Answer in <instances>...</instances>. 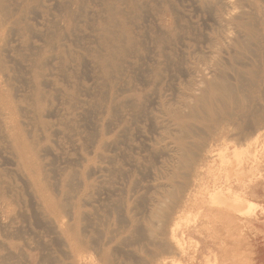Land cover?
Instances as JSON below:
<instances>
[{
	"label": "bare ground",
	"instance_id": "bare-ground-1",
	"mask_svg": "<svg viewBox=\"0 0 264 264\" xmlns=\"http://www.w3.org/2000/svg\"><path fill=\"white\" fill-rule=\"evenodd\" d=\"M55 1L59 6L58 11L60 14L53 16L51 23L47 24L46 14L48 6L45 4V0H0V264H75L71 258H77V246L87 241L86 232L90 231L88 227L93 228L94 216H91V212L87 210V207L94 203L93 200L97 193L96 187L99 186V184L97 186V181L100 180V182L102 181L105 184H114L119 189L127 187L123 181L128 178L127 175L130 172L116 158L115 153L120 149L121 143L126 145L124 147L127 148L128 146V148L132 149L131 146L129 147L130 144L127 145L129 143L127 139H131L129 126L137 127L143 123H149V125L152 123L154 126L153 130L157 134L154 138L155 144L170 140L169 144H175L178 147L176 154L180 157H174L178 160L179 169H188L185 178L180 184V192L190 190L188 188H190L191 184L190 180L187 179L193 167L190 161L193 152L187 147L190 144L188 139L192 138L193 135L199 136V130H203V125L211 132L210 137L213 140H227L228 138L225 134L231 131L235 141L240 142L241 140L239 139H242V137H244V141H246V138L251 139L248 138L250 136L255 139L258 136V131L263 127L264 110L260 114L257 113V111L261 110L260 108L256 111L257 115L255 113L254 118H249L250 116L240 118V116H246L248 113V107L242 101L243 97L249 98L248 96H250L247 93L244 94V92L241 98L240 92L242 93V90L248 85V78L244 76L245 73L252 72V69L250 70L246 66L255 63V61L258 62L256 58L262 56L264 52V0H254L256 9H251V12L250 10H245L242 6L240 8L233 4L230 5L228 0H195L198 5L209 13L214 22V28L211 34H208L204 39L205 49H207L208 53L198 50L195 51L193 56L190 51H184L186 47L189 46L190 48V45L180 33L177 34L175 32L176 35H174L175 33L172 30L161 31L160 25L162 23L170 24L171 15L175 12L172 0H98L96 4L98 8L93 13L87 12L86 6L90 2L96 3V0H83V2L81 0ZM76 3H78V8L74 7ZM56 9L58 8L56 7ZM147 15L150 20L146 19ZM33 18L35 19L34 24L31 21ZM36 23L42 25V27L37 28ZM41 34H43V38H39L43 40L44 44L37 45L33 41V37ZM177 42H183L182 49L184 50H177ZM229 49H232V51H229ZM224 53L228 54V58L224 56ZM223 57L228 59L229 62L223 63ZM241 60L243 62H240ZM238 63H244L245 68L243 66L244 69L239 68ZM209 75H211V78L207 79ZM172 77L174 80L179 79L180 81L178 83L176 81L177 85H171L173 88L170 86L169 90L171 89L172 91L167 94L161 88L164 87L168 80H173ZM233 78L237 79V82H233ZM88 79L91 81H88ZM252 81L250 82L253 84L254 82ZM168 95H174L172 100L168 98ZM247 118L249 119L247 120ZM193 119L198 122H194ZM138 131L142 130L138 129ZM251 131H253L252 134L255 131L257 134L251 135ZM231 138L233 139V137ZM257 139L254 141L258 142L260 138L257 137ZM66 144L70 145L68 150L73 151L74 154L67 158L62 157L63 166L54 169L55 157L56 159L59 157L55 152V145L62 148L64 146L67 150ZM169 144L168 146H170ZM246 145L248 144L246 143ZM236 146H238L237 143ZM250 146H247V149L252 148ZM134 148L136 147L134 146L133 150ZM141 149L143 150V148ZM220 151L218 152L220 153ZM259 151L250 153V155L255 158H253L255 161L259 160L260 163L262 160L259 159ZM210 152L213 151L210 150ZM246 152L248 151L246 150ZM160 153L158 151L156 154ZM221 153L224 154V152ZM236 153L237 155L234 157L238 160V164L235 160L237 169L241 166V170L238 169L237 175L239 173L242 178H245L248 175V171L250 170L251 172L253 170L250 168L245 172L247 166L242 167L244 165L243 158L247 157L248 154L240 153L242 155L246 154L242 158V165L240 164L241 157H238V151ZM49 155L54 156V161L48 159ZM228 157L231 156L229 155ZM250 157H247V159L250 160ZM223 158L226 161L225 158L227 157H222V160ZM170 159L172 161V158ZM137 160L139 161L140 159L137 158ZM5 162H8L10 167L2 168L1 165L3 163L7 164ZM225 163L223 162L224 165H229ZM213 164L211 165L213 166ZM224 165H221V167L224 168ZM212 166L211 168H213ZM221 167L220 170L222 169ZM211 168L210 170H214L215 167ZM225 169L222 170L230 175V170L228 169L227 171ZM243 169H245L244 172ZM49 170L57 176H54L56 179L54 185L48 180ZM173 170L175 171V169ZM241 171L245 174H243L244 176H242ZM260 171L257 172L259 173ZM255 172L253 173L255 174ZM164 174L166 175V173ZM164 174L163 176H165ZM210 174H212L211 171ZM227 174L226 176L220 175L221 177L224 176L222 180L229 179ZM254 174H252V177ZM213 176V180L217 178L216 171L215 174L213 172ZM240 176L239 179L241 178ZM106 177H109V179ZM235 177L238 181V176ZM255 178L257 177L255 176ZM218 179L220 180L219 177ZM218 179L215 180L217 181ZM240 180L243 182V189L240 186H236L242 191L240 190L239 192L235 186L227 184L226 189L229 191L227 193L229 195L223 194L225 199L222 198V200L219 199L220 197L217 194L221 196V192L224 191V185H217L215 181L213 187L219 189V193L214 189L216 190V195L214 191V195H211L212 198H209L210 200L206 199L205 201L202 199V202H200L203 205L207 202L208 204L204 205L206 208L210 204V208L216 209L217 207L215 208L214 205L223 204L222 208H217L214 211L212 210L213 208L208 209V207L205 209L202 208L203 205L200 204L202 207H199V203L196 204L198 206L196 209H201L200 211H203L201 214H204L201 215L200 211L197 212L196 210L194 216L199 213L198 215L201 217L204 215L209 219L205 221L209 225L211 223L213 225L220 224L218 225L219 227L214 225L219 228H217V233L220 234V237H223L224 231L228 229V226H226L225 228L227 229L225 230V223L227 225L232 220L231 222L235 224V221L239 220L240 227H237L236 224H231V229L236 226L234 228L240 230L242 227L241 220L245 223L248 222V220L243 219L245 214L239 205L247 203L253 206L249 196L259 186L256 182L252 183L253 178H250L249 181L247 180L248 182L246 180L243 181V179ZM224 184L226 185V182ZM200 185L202 186V184ZM155 186L157 187L158 185L156 184ZM104 187L107 188V186ZM158 187L156 188L157 191ZM209 187L208 189H210ZM103 188H100V190ZM106 188L104 189L106 190ZM172 188L174 189V187ZM208 189L206 190L208 191ZM231 190L235 192H230ZM207 191L205 192L207 193ZM209 193H211V190ZM26 196H29V199H32L30 201L38 207V213L33 214L32 218L22 211L24 207L22 203L26 202ZM207 200L210 202L215 200L216 202H212V206ZM147 203L149 205V202ZM175 207L178 208L180 205L178 207L175 205ZM207 212L209 214L212 212L215 216H218L219 213L221 219L224 216L226 220H230H227L229 222L223 220L222 225L217 222L218 219L216 217V222L212 221L211 218H215L213 215L209 216ZM177 214L180 215L181 213ZM155 216L156 213L154 218ZM20 217L22 222L19 221ZM174 218L176 216H173L172 219ZM159 220H156L158 222L157 225H160ZM210 221L211 223H209ZM239 221L236 223L239 224ZM161 224L163 225V221ZM222 226L224 228H221L223 233L220 231ZM170 227H173V225L171 224ZM244 227L241 229H244ZM148 229L150 231L149 234L154 236V229H151V227ZM208 229L211 232L212 227ZM231 229L229 228L230 231L234 230ZM171 230L175 229L172 228ZM227 231L225 232L226 234ZM230 231H228V234H231L232 238L235 234L240 233L242 235L246 233H243V230L236 233V230H234L233 235ZM241 231L243 232L241 233ZM171 232L169 231V234ZM31 234L32 236H30ZM163 234H166V232L164 231ZM228 234L226 237L229 236ZM170 235L172 239V235L175 236L173 232ZM236 236L238 237V235ZM212 237L217 238L215 235ZM241 237L245 238L246 236ZM236 238L233 239L236 241L238 239ZM149 239L151 240V238ZM228 239L231 240V236ZM246 239L244 241L240 239L234 243L239 245L240 241L241 244L246 242L249 239V235L248 239ZM93 240L97 239L94 238ZM93 242L95 243V241ZM125 242L124 244H126ZM172 242L174 241L171 240L169 244H174L173 247L177 248L178 245L175 246L177 241L175 243ZM182 243L181 241L180 246ZM241 244L238 248H242V251L238 248L236 250L238 252L239 250L241 252L246 251L247 249L243 250V247L246 248L247 242L243 247H240ZM184 245L182 250L179 248L181 250L179 255L185 254L183 251ZM226 245H224L226 248L223 245L222 248L227 250L233 244ZM234 246L236 245L234 244ZM119 247L122 248V246ZM235 248H230L232 250H230L229 254L228 249L226 256H222L227 259V263L232 259L234 263L231 261L230 264H236L235 262L241 264L239 261L242 258L239 257V260L237 255L240 252L237 254L234 252L238 260L236 258L234 260L235 254L231 253ZM225 249H223L224 252H226ZM127 250L130 251L131 249ZM166 250L168 251V249ZM176 251L178 252V249ZM250 252L248 251V255H254V252ZM130 253H128L129 256L132 254ZM150 253L149 255H151ZM113 254L115 253L113 252ZM155 255L158 254L154 253ZM227 255L230 258L229 260ZM244 255V253L243 255L242 253L239 254L242 257ZM248 255L246 253L247 257ZM246 256L244 259L247 258ZM138 257L140 256L138 255ZM138 257L136 259H139ZM224 259L220 261L223 263ZM251 259L252 257L249 256L248 259H245V261L249 262L243 263L252 264L253 261ZM208 260V264H214L213 262H215L214 260L213 262ZM137 261L136 264L139 262ZM216 262L215 264H217Z\"/></svg>",
	"mask_w": 264,
	"mask_h": 264
},
{
	"label": "rangeland",
	"instance_id": "rangeland-1",
	"mask_svg": "<svg viewBox=\"0 0 264 264\" xmlns=\"http://www.w3.org/2000/svg\"><path fill=\"white\" fill-rule=\"evenodd\" d=\"M98 0H96V3H94V2H90L89 4H87V6H86V10H87V12H90V13H93L94 11H95V9L96 8H98L97 7V2ZM229 2H230V5H236V6H238V7H240L241 8V6H242V8H244L245 10H250V12H251V9L253 10V8L254 9H256V4H255V2H254V0H228ZM56 1L55 0H45V4L48 6V10H47V14H46V18H47V20H48V23L47 24H50L51 23V21H52V18H54L58 13H59V6L55 3ZM81 2H83V0H81ZM172 2H173V7H174V10H175V12H174V14L173 15H171V21H170V24H166V23H162L160 26H161V31L162 32H164L165 30H172L174 33L176 32L177 34L178 33H180V35L181 36H183L184 38H185V40L186 41H188L189 42V45H190V48H189V46L188 47H186L185 49L186 50H184V49H182L183 48V46H182V44H183V42L181 43H179V42H177L176 43V48H177V50L178 51H182V50H184V51H190V53H191V55L193 56L194 55V53H195V51H198V50H200V52H205V53H208L207 52V49H205L206 47H205V45H204V39H205V37L208 35V34H211V32H212V29L214 28V22L212 21V19H211V16L209 15V13H207L200 5H198V3H196L195 2V0H172ZM235 2V3H234ZM237 2V3H236ZM57 5H55V4ZM79 3V2H78ZM78 3H76V4H74V7L75 8H78ZM262 4V3H261ZM263 5V4H262ZM53 6H55V7H53ZM56 7L58 8V9H56ZM251 7V8H250ZM53 14H52V13ZM60 14V13H59ZM54 16V17H53ZM258 17V16H257ZM146 19L147 20H150V18L148 17V15L146 16ZM259 19V18H258ZM32 22H33V24H34V22H35V19L33 18V20H31ZM178 23V24H177ZM36 27L37 28H40V27H42V25H38L37 23H36ZM44 28V27H43ZM158 29H160V28H158ZM208 31V32H207ZM173 33V34H174ZM176 33L174 34V35H176ZM194 34V35H193ZM39 37H41V38H43V34H41V35H39V36H35V37H33V41L35 42V43H37V45L38 44H44V42H43V40L41 39V38H39ZM232 49H234V48H232ZM232 49H229V51H232ZM204 50V51H203ZM224 56L226 57V58H228V54L227 53H224ZM225 57H223V63H227V61H228V59H226ZM192 58V57H191ZM193 59V58H192ZM256 60H258V62L257 61H255V63H252L251 65H247L246 67L247 68H249L250 70L252 69V72H250V73H245V77H247L248 79H247V83H248V85H246L245 86V89H243L242 90V93L240 92V97L242 98L243 96H241L244 92V94H246L247 93V95H250V96H248L249 98H245V97H243V102L244 103H246V105H247V107H248V113H247V115L248 114H250V115H246V116H240V118L242 119L243 117L244 118H246V117H249V118H254V116H255V113H256V111L257 110H259V108L261 109V110H259V111H257V113L258 114H260L263 110H264V99H262V98H264V52H263V55L262 56H260L259 58L257 57L256 58ZM229 62V61H228ZM240 62H243L242 60L240 61ZM239 62V63H240ZM259 62H261V63H259ZM238 63V64H239ZM259 63V64H258ZM236 64V63H235ZM243 64V65H242ZM242 64H239L238 66H239V68H243L244 66H245V64L244 63H242ZM258 64V65H257ZM262 64V65H261ZM241 65V66H240ZM257 65V66H256ZM243 66V67H242ZM260 66V67H259ZM245 68V67H244ZM243 68V69H244ZM254 69V70H253ZM257 71H256V70ZM253 71H255V72H253ZM231 72H232V70H231ZM257 72V73H256ZM256 74V75H255ZM205 76H208V75H205ZM244 76H242V77H244ZM211 78V75H209V78H207V79H210ZM172 79L173 80H168L165 84H164V87H162L161 89H162V91L163 92H166L167 94H170V92L172 91L171 89L169 90V88H170V86L171 85H177V83L180 81L179 79H177V80H174V78L172 77ZM245 79V78H244ZM234 80V81H233ZM237 79H232V81L233 82H237L236 81ZM246 80V79H245ZM253 80V81H252ZM88 81H91V80H89L88 79ZM176 81H177V83H176ZM250 81H252V82H254L253 84L250 82ZM170 82V83H169ZM168 83H169V85H168ZM252 86V87H251ZM172 87V86H171ZM257 87V88H256ZM173 88V87H172ZM263 90V91H262ZM263 95V96H262ZM174 96V95H173ZM173 96H171V95H168V98L169 99H171L172 100V98H173ZM257 98V99H256ZM251 106V107H250ZM258 108V109H257ZM254 112V113H253ZM257 113H256V115H257ZM241 115V114H240ZM239 118V119H240ZM249 118H247V120L249 119ZM194 120V122H198L196 119H193ZM196 120V121H195ZM151 123V122H150ZM202 123H203V121H202ZM152 124V123H151ZM150 124V125H151ZM204 124V123H203ZM150 125H149V123H143V124H141V126H129L130 127V130H131V139H127V141L129 142L127 145H129V147L131 146L132 147V149H130V148H128V146H127V148L126 147H124V145L125 144H120V149H118L117 151H116V155L115 156H117L116 158H118L120 161H121V163H122V165L126 168V169H128L129 170V172H130V174H128L127 175V179L125 180V181H123V183H125V185H127V187L125 186H123L124 188L122 189H119V188H117V186H115L114 184H105V183H102V181L100 182V180H98L97 181V186H98V184H99V186L98 187H96L99 191H103V192H99L97 189H96V191H97V193L95 194V197H94V200H93V204L90 206H88L87 207V210H89L90 212H91V216H94V222H93V224H92V226H93V228L92 227H88L89 229L88 230H90V231H87L86 232V236H87V241L85 242V243H80L78 246H77V258L76 259H73V258H71V260H74V263L75 264H116V263H118V264H136V261L138 262L137 264H177V263H181L182 262V264H208V262H207V260H208V258H209V262H213V260L218 264H230V262L232 261V259L231 260H229L230 258L228 257V255H227V258H228V260H229V263H227V259H226V262H225V259L223 258V256L225 257L226 256V253H227V251H228V249H229V251H228V254H229V252H230V250H232V249H230V248H235L236 246V248L231 252L233 255L235 254L234 252H236V254L237 253H242V255H243V253L245 254L244 255V257L246 256V253H247V255L249 254L248 253V251L250 252H254L253 254L254 255H248V257L247 258H245V259H248L249 258V256L250 257H252V264H264V205H263V203H264V156H263V154H264V122H263V127H261V129L258 131L259 133L257 134L256 133V131L253 133L254 135H258L257 137H259L260 139H259V141L258 142H255L256 140H258L257 139V137L254 139L253 138V136L251 137H248V138H253L252 140L251 139H247L246 138V141H244L245 139H244V137H242V139H239V140H241V142L240 141H235V139H234V136H233V132H228L227 134H225V135H227V140H217V139H211V137H210V131L207 129V127L206 126H202L203 127V130H199V136H197V135H193V137L192 138H190V139H188V141L190 142V144L189 145H187V147L193 152V155H192V157H191V159H190V161L192 162V165H193V167H192V169L190 170V173L191 174H189L188 176V179L187 180H190V188H188V189H190V190H186V191H184V192H180L179 191V188H180V184H181V182L183 181V179L185 178V175L187 174V171H188V169L186 170V169H179V164H178V160H177V158H175V157H180L178 154H176L177 153V149H178V147L177 146H175V144H169L170 143V140H165V141H163V142H159V143H156L155 144V140H154V138L157 136V134L154 132V130H153V124L151 125V127H152V129H151V127H150ZM263 128V129H262ZM138 129H141L142 131H138ZM151 132H150V131ZM205 130V131H204ZM203 131V132H202ZM138 132H141V133H138ZM252 132L253 131H251V135H253L252 134ZM136 133H137V135H136ZM141 134V135H140ZM153 134V135H152ZM156 134V135H155ZM146 135V136H145ZM260 135V136H259ZM137 136H138V138H137ZM147 137V138H146ZM231 137H233V139L231 138ZM255 137V136H254ZM133 139V140H132ZM234 140V141H232V140ZM255 140V141H254ZM143 143H142V142ZM146 141V142H145ZM192 141V142H191ZM244 141V142H243ZM251 141H252V143H251ZM146 143H147V145H146ZM236 143L238 144V146H236ZM245 143V144H244ZM246 143L248 144V145H246ZM252 145H251V144ZM257 143V144H256ZM144 144V145H143ZM149 144H150V146H149ZM168 144L170 145V146H168ZM164 145V146H163ZM196 145V146H195ZM223 145V147H221ZM241 145V146H240ZM251 145V146H250ZM254 145H256V146H254ZM66 146H67V150L64 148V146H63V148L62 147H59V146H57V145H55V148H56V153L59 155V157H57V159H56V157H55V161H54V156L53 155H49L48 156V159L50 160V161H54V169H57V168H59V167H61V166H63V158H67V157H70V156H73L72 154H74L73 153V151H70V150H68V148H69V144H66ZM126 146V145H125ZM136 147V148H134V150H133V147ZM143 146V147H142ZM146 146V147H145ZM149 146V147H148ZM228 146V147H227ZM247 146H250V147H252V148H250V147H248V148H250V149H247ZM260 146V147H259ZM138 147V148H137ZM145 147V148H144ZM173 148V150H172V148ZM174 147H175V149H174ZM209 147V149H207ZM235 147V148H234ZM237 147H238V149H237ZM245 147V148H244ZM255 147H256V149H255ZM258 147H259V149H258ZM141 148H143V150L141 149ZM170 148V149H169ZM243 148V149H242ZM125 149V150H124ZM162 149V150H161ZM167 149V150H166ZM238 151V157H241L240 158V164H242L241 163V161H242V158L246 155V154H244V153H247L248 155H247V157H250V160L249 159H247V157L245 156L244 158H243V168L245 167V166H247L246 168H247V170L245 171V172H247L250 168H251V172H250V170L248 171V175H249V177L252 179L253 178V181H252V183H255L256 182V184H258V188H255V191H254V193H252V195H250L249 197V199L253 202V206H250V205H248L247 203H241V205H239V207H240V209H243V211H244V214H245V216L247 217H243V219H245V220H248V222H243V220H241V228H243V226H245L244 227V229H241L240 228V230H243V231H241V233L243 232V233H245V234H235V235H238V239L235 237V235H234V230H236V233H237V231H239L240 232V230H238V229H236V228H234V227H236V226H234L235 224L237 225V227L240 225V221L239 220H237V221H239V224H237L236 222L237 221H235V224L234 223H232L231 221L229 222V221H227V220H230V219H227L226 220V218L223 216V218L221 219V217H219V213H218V216L216 215H213V211L211 212V214H209V212H207L208 213V215L210 216V215H213V217L215 218V219H213V218H211L212 219V221H215L216 222V220H217V222H219V223H223V220H226V222H229V224L227 223V225H225L224 224V228L226 227V226H228L227 228H225V230L227 229L228 231H230L229 230V228L231 229V227H232V225L231 224H234L233 226V228L232 229H234L233 231H230V232H232V234L234 235V239L236 238L237 240H242V241H244V239H248V235H249V239L246 241L247 242V244H246V242H242V244H241V241L239 242L240 244H241V246L240 247H243V246H245V244L247 245L246 246V248L245 247H243V250H246V251H243V252H241L242 250V248H238L239 247V245H237V243H234V242H237V240L235 241L233 238H232V235L231 234H228V231H227V234L229 235V236H231V240H229L228 239V237H226L227 236V234L225 233L226 231H224V233L221 231V228H223V226L222 227H220V231L223 233V237H220V234L219 233H217V231H218V225H220V224H214V225H216V226H218L217 228H216V226H214L212 223H211V221L209 222V223H211L210 225L208 224V223H206L205 221H206V219H208L206 216H200V215H198L199 213H197V216L195 217L194 216V214L196 213V208H198V206L200 207L201 205H203L202 203H200V202H202L201 200L203 199V200H205L206 201V199H209L210 197L212 198V196L211 195H216V190H217V192H218V190L219 189H216V188H214L213 187V184H214V182L216 181L215 179H218V177L220 178V180L218 179L217 181H218V183H216L215 182V184H217V185H219V184H221V185H224L223 187V192H225V193H223V192H221V196H220V194H217L220 198V200H222V198L223 199H225V197L223 196V194L224 195H229V194H227V193H229V191L226 189L227 187V184H229V185H233V186H235L236 187V189L237 190H239V186H240V188H242L243 187V182H242V180H240V179H243V181H245L246 180V182H248L249 181V177H248V175H246L247 177H245V178H242L240 175H239V173H238V175H237V172H239V170H241V166L240 167H238V169H237V165H236V161H237V164H238V160L236 159V157H234L235 155H237V151ZM240 149V150H239ZM262 149H263V151H262ZM121 150H123L122 151V153H121ZM164 150H165V152H164ZM210 150H212L213 152H215L214 154H213V152H210ZM220 150H222V151H220ZM224 150H226V151H224ZM235 150V154L233 153V151ZM246 150L249 152H246ZM259 150H261V151H259ZM124 151H126V152H124ZM136 151V152H135ZM158 151H159V153L160 154H156V153H158ZM175 151V152H174ZM218 151H220V153L218 152ZM256 151H259L258 153L261 155V157L263 158H261L260 157V155H259V159L260 160H262V161H260V163H259V160L258 161H255L254 159V157L252 156V155H250V153H254V152H256ZM69 152V153H68ZM117 152H118V154H117ZM152 152H154V154H152ZM156 152V153H155ZM217 152H218V155H217ZM221 152H224V154H222ZM242 152H244L243 154L244 155H242V154H240V153H242ZM261 152V153H260ZM60 153H62V154H60ZM167 155H166V154ZM196 153H198V154H196ZM170 154V155H169ZM60 155H61V159H60ZM118 155H119V157H118ZM153 155V156H152ZM154 155H156L155 157H154ZM158 155H160V156H158ZM177 155V156H176ZM231 156V157H228V156ZM232 155H233V157H232ZM241 155V156H240ZM145 156V157H144ZM158 156V157H157ZM166 156H168V157H166ZM172 156V157H171ZM175 156V157H174ZM63 157V158H62ZM144 157V158H143ZM149 157V158H148ZM157 157V158H156ZM222 157H227V158H225L226 159V161H224V158H223V160H222ZM237 157V158H238ZM52 158V159H51ZM137 158H139L140 160L138 161L137 160ZM170 158H172V161H171V159ZM232 158H234V159H232ZM254 158V159H253ZM149 159V160H148ZM159 161H158V160ZM177 161H176V160ZM227 159H228V162H227ZM231 159V160H230ZM239 159V158H238ZM134 160V161H133ZM158 162H157V161ZM236 160V161H235ZM247 160V161H246ZM214 161H215V163H214ZM217 161V162H216ZM225 163H228L229 165H227L226 163V165H224L223 164V162ZM123 162H126V163H123ZM171 162V163H170ZM177 162V163H176ZM214 164H213V163ZM234 162V163H233ZM247 162V163H246ZM253 162H254V164H253ZM2 163V162H1ZM5 163H7V164H2L1 165V167L2 168H4V167H10V165L8 164V162H5ZM62 163V164H61ZM128 163V164H127ZM173 163H174V165H173ZM221 164L222 166L224 165V168L223 167H221V165L219 166V165H217V164ZM230 163H232V164H230ZM256 163V164H255ZM59 164H61V165H59ZM131 164V165H130ZM154 164V165H153ZM172 164V165H171ZM211 164H213V166L211 165ZM248 164V165H247ZM251 166H250V165ZM257 164H259V165H257ZM170 165V166H169ZM215 165H217V166H215ZM232 165V166H231ZM234 165V166H233ZM257 165V166H256ZM262 165V166H261ZM164 166V167H163ZM211 166L214 168V170H210V168H211ZM236 166V167H235ZM239 166V165H238ZM252 166H253V168H252ZM151 167V168H150ZM171 167V168H170ZM205 167V168H204ZM220 167L224 170L225 169V167H226V169L225 170H227L228 171V169L230 170V175H228L227 174V172L226 171H223L222 169L220 170ZM256 167V168H255ZM49 168V167H48ZM169 168H170V170H169ZM203 168V169H202ZM213 168H211V169H213ZM233 169V171H231L232 169ZM236 170H235V169ZM245 168V169H246ZM260 168V169H259ZM50 169V168H49ZM173 169H175V171L173 170ZM201 169V170H200ZM216 169V170H215ZM245 169H243V172H244V170ZM255 169V170H254ZM257 169V170H256ZM259 169V170H258ZM263 171H262V170ZM144 170V171H143ZM238 170V171H237ZM261 170V171H260ZM169 171V173L171 174H169V173H167ZM172 171V172H171ZM210 171L212 172V174H210ZM215 171H216V176H217V178H214V180H213V172H214V174H215ZM221 171H223V172H221ZM236 171V172H235ZM254 171H260L259 173L257 172V174H256V172H255V174L253 173ZM133 172V173H132ZM142 172V173H141ZM151 172H153L152 174H151ZM242 171H241V173H242V176H244L245 174L243 173ZM49 182L50 183H52L53 185L55 184L54 183V181H56V179L54 178V176H55V173L54 172H51L50 170H49ZM164 173H166V175L164 174ZM223 174L224 176H226V174H227V177L229 176V182H228V180L226 179L225 181L224 180H222V179H224L223 177L224 176H220L221 174ZM225 173V174H224ZM240 173V174H241ZM260 173H263V174H260ZM163 174L165 175V176H163ZM244 174V175H243ZM247 174V173H246ZM252 174H254L253 175V177H252ZM260 174V175H259ZM53 175V176H52ZM184 175V176H183ZM234 175V176H233ZM259 175V176H258ZM158 176V177H157ZM215 176V177H216ZM235 176H238L237 178H238V181L236 180V177ZM239 176L241 177L240 179H239ZM255 176L257 177V178H255ZM55 177H57V176H55ZM96 177V176H95ZM137 177V178H136ZM146 177V178H145ZM161 177V178H160ZM106 178H108L109 179V177H106ZM130 178V179H129ZM145 178V179H144ZM249 178V179H248ZM262 178V179H261ZM115 179H117L116 177H115ZM141 179V180H140ZM151 179V180H150ZM234 179V180H233ZM124 180V179H123ZM138 180V181H137ZM165 180V181H164ZM193 182H192V181ZM200 182H199V181ZM206 180V181H205ZM248 180V181H247ZM262 180V181H261ZM119 181V180H118ZM127 181V182H126ZM135 181V182H134ZM151 181V182H150ZM213 181V182H212ZM237 183H236V182ZM20 182V181H19ZM137 182V184H135ZM139 182V183H138ZM161 182H162V184H161ZM206 182V183H205ZM207 182H209V183H207ZM226 182V185L224 184ZM21 183V182H20ZM101 183V184H100ZM134 183V184H133ZM147 183V184H146ZM158 183H160V184H158ZM204 183V184H203ZM231 183V184H230ZM251 183V182H250ZM261 183V184H260ZM263 183V184H262ZM19 184V183H18ZM104 184V185H103ZM158 185L157 187H158V191H157V187L155 186V185ZM200 184H202V186L200 185ZM207 184V186H205ZM100 185H101V187H100ZM107 186V188L106 187H104V188H106V190L103 188V186ZM137 185V186H136ZM167 185V186H166ZM203 185H204V187H203ZM238 187H237V186ZM109 186H111V187H109ZM134 186V187H133ZM141 186H143V187H141ZM149 186H150V189H149ZM156 187V188H154V187ZM161 186H162V188H161ZM163 186H164V188H163ZM210 186V187H209ZM172 187H174V189L172 188ZM203 187V188H202ZM207 187V188H206ZM208 187L210 188V189H208ZM211 187H213V189H211ZM235 187H233L234 189H235ZM51 188H54V187H51ZM100 188H103V189H101L100 190ZM110 188V189H109ZM114 188H116V189H114ZM141 188V189H140ZM152 188V189H151ZM118 189V190H117ZM161 189V190H160ZM206 189H208V191L206 190ZM214 189H216V190H214ZM243 189V188H242ZM242 189H240L241 191H242ZM113 190V191H112ZM114 190H116L115 191V193H113L114 192ZM123 190V191H122ZM124 190H126V191H124ZM132 190V191H131ZM151 190V191H150ZM204 190V191H203ZM211 190V193H209V191ZM228 192H227V191ZM240 190H239V192H240ZM164 191V192H163ZM205 191H207V193L205 192ZM215 191V193L213 194V192ZM123 192V193H122ZM145 192H148V193H145ZM230 192H235L234 190L232 191H230ZM103 193V194H102ZM107 193V194H106ZM113 193V194H112ZM119 193V194H118ZM145 193V194H144ZM199 193H201V194H199ZM219 193V192H218ZM99 194H102V195H99ZM108 194H110V195H108ZM133 196H132V195ZM203 194V195H202ZM260 194V195H259ZM136 195V196H135ZM145 195V196H144ZM151 195H152V197H151ZM128 196V197H127ZM140 196H142L141 198H140ZM144 196V197H143ZM147 196H149L148 198H147ZM195 196V197H194ZM218 196H217V198H218ZM105 197V198H104ZM107 197H109V198H107ZM111 197V198H110ZM127 197V198H126ZM137 197V198H136ZM156 198V201H155V198ZM189 197V198H188ZM204 197V198H203ZM214 197H216V196H214ZM30 197L29 196H26V205H25V203H22V206H24L23 208H22V211H23V213L24 214H26L28 217H30V218H32V215L33 214H37L38 213V207H37V205L36 204H33L31 201H32V199H29ZM107 198V199H106ZM137 200H136V199ZM143 198V199H142ZM146 198V199H145ZM150 198V199H149ZM167 198V199H166ZM210 198V199H211ZM28 199H29V201H28ZM114 199V200H113ZM141 199V200H140ZM148 199V200H147ZM152 199V200H151ZM164 199V200H163ZM209 199V200H210ZM215 199V198H214ZM31 200V201H30ZM97 200V201H96ZM117 200H119V201H117ZM135 200V201H134ZM140 200V201H139ZM196 200V202L194 203V201ZM209 200H207V201H209ZM213 200V199H212ZM211 200V201H212ZM216 200V199H215ZM212 201V202H216V201ZM110 201V202H109ZM115 201V202H114ZM198 201V202H197ZM102 202V203H101ZM121 202H122V205H121ZM141 202V203H140ZM147 202H149V205H147L148 203ZM183 202H185V203H183ZM210 202V201H209ZM212 202H210L211 203V205H212ZM109 203V204H108ZM115 205H114V204ZM124 203V204H123ZM147 203V204H146ZM194 203V204H193ZM197 203H199L198 204V206L196 205ZM203 203H204V201H203ZM207 203V202H206ZM205 203V204H206ZM111 204V205H110ZM118 204H119V206H118ZM135 204V205H134ZM141 204V205H140ZM201 204V205H200ZM204 204V205H205ZM208 204V203H207ZM36 205V206H35ZM106 205V206H105ZM108 205V206H107ZM125 205V206H124ZM145 205V206H144ZM175 205L178 207L179 205H180V207H178V208H176L175 207ZM203 205V207L202 208H205V209H207L208 207V209H211V208H213V207H211L210 208V204H209V206H207V208H206V206H204ZM217 205V204H216ZM214 205V207L216 208H222V206H223V204H221V205ZM248 205V206H247ZM262 205V206H261ZM121 206H123V207H121ZM148 206V207H147ZM213 206V205H212ZM218 206H220V207H218ZM116 207V208H115ZM119 207V208H118ZM151 207V208H150ZM185 207V208H184ZM248 207V208H247ZM260 207V208H259ZM263 207V208H262ZM36 208V209H35ZM96 208V209H95ZM122 208V209H121ZM134 208V209H133ZM150 208V209H149ZM172 208H174V209H172ZM216 208V209H217ZM111 209H113L112 211H111ZM117 209V210H116ZM136 209V210H135ZM139 211H138V210ZM142 209V210H141ZM145 209V210H144ZM147 209V210H146ZM204 209V210H205ZM216 209H212V210H216ZM245 209V210H244ZM254 209V210H253ZM262 211H261V210ZM94 210V211H93ZM116 210V211H115ZM119 210V211H118ZM125 210V211H124ZM149 210V211H148ZM155 210V211H154ZM161 210V211H160ZM201 209H199V210H197V212L198 211H200ZM219 210V209H218ZM35 211V212H34ZM37 211V212H36ZM107 211V212H106ZM122 211V212H121ZM131 211V212H130ZM136 211V212H135ZM140 211L142 212L141 214H140ZM188 211V213H186ZM191 211H192V213H191ZM260 211V212H259ZM27 212V213H26ZM34 212V213H33ZM90 212H89V214H90ZM96 212V213H95ZM111 212V213H110ZM148 212V213H147ZM201 212H203V211H200V214H201ZM219 212V211H218ZM253 212H255V213H253ZM100 213H101V215H100ZM104 213V214H103ZM126 213V214H125ZM139 213V214H138ZM156 213V216H155V218H154V214ZM171 213V214H170ZM177 213H181L180 215H178ZM191 213V214H190ZM29 214V215H28ZM93 214V215H92ZM98 214H99V216H98ZM106 214V215H105ZM118 214H119V216H118ZM121 214V215H120ZM147 214V215H146ZM169 214H170V216H169ZM202 214H204V213H202ZM201 214V215H202ZM215 214H217L216 212H215ZM252 214V215H251ZM114 215V216H113ZM135 215H138V216H135ZM178 215V216H177ZM187 217H186V216ZM23 216V215H22ZM126 216V217H125ZM173 216L175 217L176 216V218H174V219H172L173 218ZM200 216V217H199ZM208 216V217H209ZM256 217V219H255V217ZM103 217V218H102ZM119 217V218H118ZM170 217V218H169ZM184 218V220H182V218ZM186 217V218H185ZM198 217V218H197ZM253 219H255V220H253ZM106 218H108V219H106ZM121 218H123V219H121ZM140 218V219H139ZM177 218H179V219H177ZM196 218V219H195ZM225 218V219H224ZM28 219V218H27ZM27 219H25L26 221H29V220H27ZM118 219V220H117ZM128 219V220H127ZM133 219V220H132ZM151 219H153V220H151ZM158 220V219H160L161 220V222H160V220H159V224L160 225H157L158 224V222L156 221V220ZM171 219H172V221H171ZM175 219H177V220H175ZM195 219V220H194ZM220 219H221V221H220ZM119 220H120V222H119ZM123 220H125V221H123ZM127 220V221H126ZM167 220V221H166ZM209 220V219H208ZM244 220V221H245ZM19 221H21L22 222V218L20 217L19 218ZM31 221H32V219H31ZM152 221H154L153 223H151ZM156 221V222H155ZM162 221H163V225L161 224L162 223ZM169 221V222H168ZM174 221V222H173ZM177 221V222H176ZM102 222V223H101ZM122 222V223H121ZM127 222V223H126ZM168 222V223H167ZM186 222H187V224H186ZM208 222V221H207ZM95 223V224H94ZM119 223V224H118ZM166 223H167V225H166ZM173 223H176V224H173ZM178 223H180V224H178ZM206 223V224H205ZM214 223V222H213ZM245 225H244V224ZM247 223L249 224L248 226H247ZM252 225H251V224ZM153 224H155V225H153ZM165 224V225H164ZM171 224L173 225V227H170L171 226ZM95 225V226H94ZM141 225H143V226H141ZM162 225V226H161ZM207 225H209L208 227H207ZM223 225V224H222ZM250 225H251V227H250ZM98 226V227H97ZM141 226V227H140ZM154 226V227H153ZM157 226V227H156ZM158 226H160V228H158ZM137 227H139V228H137ZM149 227H151V229H154V231H155V235L154 236H151L149 233H150V231H149ZM177 227V228H176ZM212 227V229L213 228H216V229H213V231H212V229H211V232H210V229H208V228H211ZM240 227V226H239ZM91 228V229H90ZM96 228V229H95ZM116 228H118V229H116ZM173 228V229H175V230H171V229ZM223 228V229H224ZM251 228V229H250ZM253 228V229H252ZM103 229V230H102ZM140 230L139 232H138V230ZM148 229V230H147ZM170 229V230H169ZM177 229H178V231H177ZM231 229V230H232ZM246 229V230H245ZM94 230V231H93ZM102 230V231H101ZM144 230H147V231H144ZM172 231L174 234H175V236L174 235H172L173 236V239H172V237H171V233L169 234V231ZM101 231V232H100ZM113 231V232H112ZM149 231V232H148ZM164 231L166 232V234H163L164 233ZM219 231V232H220ZM31 232V231H30ZM90 232V233H89ZM92 232H94V233H92ZM97 232V233H96ZM148 232V233H147ZM161 232V233H160ZM176 232H178V233H176ZM213 232H214V235H215V237H220L219 239H217V238H214V237H212V236H214L213 235ZM92 233V234H91ZM184 233V234H183ZM28 234H30L29 232H28ZM28 234H26L27 236H29ZM88 234V235H87ZM96 236H95V235ZM102 234H103V236H102ZM149 235V236H147V235ZM184 235V237H182L183 235ZM211 234V235H210ZM224 234H226V235H224ZM246 234H248V235H246ZM141 235V236H140ZM246 236L245 238L244 237H241V236ZM30 236H32V234L30 235ZM126 236H129V237H126ZM221 236H222V234H221ZM239 236H240V239H239ZM92 237H93V239L95 238V239H97V240H93L92 239ZM97 237V238H96ZM113 237V238H112ZM151 238V240L149 239V238ZM167 237V238H166ZM175 237V238H174ZM178 237H180L179 239H178ZM181 237H182V239H181ZM133 238V239H132ZM141 238H143V239H141ZM155 240H153V239ZM162 240H161V239ZM165 240H164V239ZM184 238V239H183ZM191 238V239H190ZM214 238V239H213ZM223 238V239H222ZM226 238V239H225ZM109 239V240H108ZM125 239H126V242H125ZM131 239V240H130ZM215 239H217V240H215ZM157 240H159V241H157ZM171 240L172 241H174V242H172V243H175L176 241V245L175 246H177V248H175V247H173V245L174 244H169V243H171ZM176 240V241H175ZM180 240V241H179ZM184 240V241H183ZM224 240V241H223ZM93 241H95V243L93 242ZM102 241V242H101ZM139 241V242H138ZM181 241L183 242L182 243V245L180 246V244H181ZM186 241V242H185ZM248 241H250L249 243H248ZM124 242L127 244H124ZM129 242H131V243H129ZM137 242V243H136ZM141 242V244H139ZM154 242V243H153ZM179 242V243H178ZM133 243V244H132ZM156 243V244H155ZM159 243H161V244H159ZM167 243V244H166ZM186 243V245H184ZM196 243V244H195ZM198 243V244H197ZM219 243H221V244H219ZM231 245V244H233L230 248H227V250L225 249L226 247L224 246V245ZM229 243V244H228ZM244 243V244H243ZM98 244V245H97ZM100 244V245H99ZM106 244V245H105ZM117 244V245H116ZM135 244V245H134ZM145 244H146V246H145ZM155 244V245H154ZM158 244V245H157ZM219 244V245H218ZM234 244L236 245V246H234ZM124 245V246H123ZM165 245V246H164ZM183 245H184V247L186 248H184V252H185V254L183 255V254H181V255H179V251H180V253H181V250H182V248H183ZM197 245V246H196ZM222 245H223V247H225V248H222ZM226 245V246H227ZM249 245H253V246H249ZM116 246V247H115ZM119 246H122V248H120ZM161 248H160V247ZM93 247V248H92ZM118 247V248H117ZM164 247H166V248H164ZM173 247V248H172ZM221 247V248H220ZM229 247V246H228ZM248 247V248H247ZM98 248V249H97ZM120 248V249H119ZM124 248V249H123ZM149 248V249H148ZM163 248V249H162ZM174 249V250H172V249ZM179 248H181V250H179ZM240 249L239 250V252L236 250V249ZM245 248V249H244ZM250 248V249H249ZM127 249H131L130 251H131V253H130V251L129 250H127ZM148 249V250H147ZM166 249H168V251L166 250ZM170 249V250H169ZM178 249V252L176 251ZM223 249H225V251L226 252H224L223 251ZM253 251H252V250ZM100 250V251H99ZM120 250V251H119ZM150 250V251H149ZM187 250V251H186ZM99 251V252H98ZM126 253H125V252ZM153 253H152V252ZM171 251V252H170ZM112 252V253H111ZM113 252L115 253V254H113ZM151 252V253H150ZM163 252V253H162ZM183 252V253H184ZM250 252V253H251ZM128 253H130L132 256H135V257H133L132 258V256L130 255L129 256V254ZM149 253L151 254V255H149ZM154 253L155 254H158V255H155L154 256ZM162 253V254H161ZM170 253V254H169ZM239 253V254H240ZM121 254V255H120ZM127 254V256H125ZM153 254V255H152ZM160 254V255H159ZM232 254H230V255H232ZM235 254V256L233 257L234 258V260H235V258H236V256L238 255V259L240 260V258L239 257H241L242 258V260H240L239 262L242 264L243 262L244 263H248L249 261H245V259H244V257H242V256H239V254H237L236 255ZM118 255V256H117ZM138 255L140 256V257H138ZM214 255H216V257H214ZM223 255V256H222ZM232 255V256H233ZM85 256V257H84ZM139 258V259H136L137 257ZM144 257V259H143V257ZM148 257V260H147V257ZM157 256H159V257H157ZM222 256V257H221ZM232 256H231V258H232ZM118 257V258H117ZM194 257V258H193ZM222 259H221V258ZM130 258H132V259H130ZM214 258V259H213ZM136 259V260H135ZM143 259V260H142ZM157 259V260H156ZM217 259V260H216ZM224 259V262L222 263V261H220V260H223ZM237 259V258H236ZM237 259V260H238ZM243 259H244V261H243ZM124 260V261H123ZM141 260V261H140ZM179 260V261H178ZM236 260V261H237ZM250 260V261H251ZM148 261V262H147ZM178 261V262H177ZM181 261V262H180ZM145 262V263H144ZM151 262V263H150ZM215 262H213L214 264H215ZM221 262V263H220ZM233 262V261H232ZM234 263V262H233ZM236 264H237V262H235ZM243 263V264H244ZM251 263V262H250ZM239 264V263H238Z\"/></svg>",
	"mask_w": 264,
	"mask_h": 264
}]
</instances>
